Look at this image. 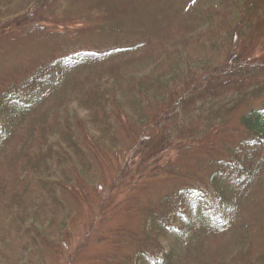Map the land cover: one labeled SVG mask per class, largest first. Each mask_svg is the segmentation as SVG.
Returning <instances> with one entry per match:
<instances>
[{"label": "trees", "instance_id": "trees-1", "mask_svg": "<svg viewBox=\"0 0 264 264\" xmlns=\"http://www.w3.org/2000/svg\"><path fill=\"white\" fill-rule=\"evenodd\" d=\"M209 1L0 0V264H264V0Z\"/></svg>", "mask_w": 264, "mask_h": 264}, {"label": "rangeland", "instance_id": "rangeland-1", "mask_svg": "<svg viewBox=\"0 0 264 264\" xmlns=\"http://www.w3.org/2000/svg\"><path fill=\"white\" fill-rule=\"evenodd\" d=\"M209 2H211L210 4L212 5H213V2L215 4H217V2L220 4V2L217 0H210ZM99 65L101 68H104V67H108L110 64H99ZM77 104H78V94L73 95L72 92H68L64 95L63 103H52L51 104V110L54 114L57 113L60 110V108H61V112H63L66 107L70 111H72L73 109L77 108ZM221 147H222V141L217 140L214 151H217L218 148H221ZM12 151L13 150H10V155H12ZM205 151L207 152V150ZM5 168H6V165L4 169H1L0 171V175L2 176V179L11 180L13 172L11 170H6ZM235 239L236 238H232V239L221 238L218 240L217 243L212 244L211 247L214 249V251H219L220 246L226 245L228 242L230 249L233 252H236L242 248V245L236 244V243L234 244L230 241V240L234 241ZM68 241H69L68 244H71V247L73 248L81 242L80 240H78V238H75V237L70 238ZM256 248L264 249V245H259ZM179 250L180 251H177L179 253V256L177 257L178 259H176V264H204L203 262L206 261V259L210 260V258L207 257L208 251L205 249H204L205 252L203 250L204 254H202L201 251L197 253L194 246H190L189 248L186 245H182ZM188 251H190L191 253H188Z\"/></svg>", "mask_w": 264, "mask_h": 264}]
</instances>
